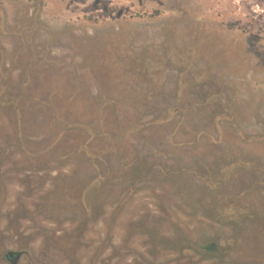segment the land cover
Masks as SVG:
<instances>
[{
  "label": "rangeland",
  "instance_id": "374dc122",
  "mask_svg": "<svg viewBox=\"0 0 264 264\" xmlns=\"http://www.w3.org/2000/svg\"><path fill=\"white\" fill-rule=\"evenodd\" d=\"M152 110L188 154L134 139ZM5 251L264 264V0H0Z\"/></svg>",
  "mask_w": 264,
  "mask_h": 264
},
{
  "label": "flooded vegetation",
  "instance_id": "af4514ba",
  "mask_svg": "<svg viewBox=\"0 0 264 264\" xmlns=\"http://www.w3.org/2000/svg\"><path fill=\"white\" fill-rule=\"evenodd\" d=\"M153 112L156 113V110L149 111L145 116H139L138 118L139 122L137 124L138 126H137V129L135 130L138 136L134 137V139L139 140L141 138L143 143L144 141L147 142L146 144L148 145V147L147 146L146 147H147V150H149L148 154H153L154 156L173 155L176 151L181 152L182 154H188L189 152L187 149L190 146V144L187 143V139H185L186 141L182 142V144L180 145L173 144V142L175 141L174 139L175 133L179 131L178 127L182 124V121L176 118L168 119V116L163 117V113H164L163 111H161L159 117L155 116ZM219 123L220 122H218L217 124ZM181 127H182L181 130L183 131L185 128L183 127V125H181ZM157 128H159V130H157ZM217 128L220 129V125H218ZM164 130L166 131V136L162 135L165 138V141H163L164 146L158 149L156 148V142H155L156 138L155 137L159 132H161L162 134L165 133ZM169 130L171 131L168 133ZM217 133L219 135V131H217ZM184 134L185 136L187 135L186 132ZM167 135H168V138H167ZM127 136L128 137H126L127 138L126 140L133 139L132 137H129V135ZM199 136H200V133L198 137H196L195 139L196 143L199 142V138H200ZM181 137L183 138L184 135L181 134ZM192 150L196 151L194 154L203 155L206 150V147L203 146V147H199L196 149L192 148ZM131 153L135 156L134 150L133 152H130L129 154ZM154 169L156 170V167ZM129 186H133V185L130 183ZM25 256L26 254L24 251H18V252L5 251V254L0 260L3 264H19L20 261Z\"/></svg>",
  "mask_w": 264,
  "mask_h": 264
}]
</instances>
